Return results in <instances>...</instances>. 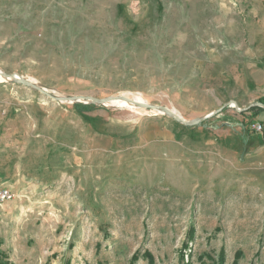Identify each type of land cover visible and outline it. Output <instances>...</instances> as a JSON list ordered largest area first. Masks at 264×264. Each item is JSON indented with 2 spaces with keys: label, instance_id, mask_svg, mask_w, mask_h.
Listing matches in <instances>:
<instances>
[{
  "label": "rangeland",
  "instance_id": "374dc122",
  "mask_svg": "<svg viewBox=\"0 0 264 264\" xmlns=\"http://www.w3.org/2000/svg\"><path fill=\"white\" fill-rule=\"evenodd\" d=\"M263 65L264 0H0L7 264H264Z\"/></svg>",
  "mask_w": 264,
  "mask_h": 264
},
{
  "label": "water",
  "instance_id": "95a60500",
  "mask_svg": "<svg viewBox=\"0 0 264 264\" xmlns=\"http://www.w3.org/2000/svg\"><path fill=\"white\" fill-rule=\"evenodd\" d=\"M0 76H2L4 78H7L8 80H15V81L20 82L21 84L29 85L30 87H33V88L37 89L38 91H41V92H43L45 94H48V91H46L44 88L36 85L32 81H29V80L24 79V78H22L20 76H17L16 74H6V73L0 71ZM114 100H124V101H128V102H131V103H136L135 102L136 100L134 98H130V97L123 96V95L122 96H117V97H109V98H105V99H98L97 101L99 103L105 104V103H110L111 101H114ZM139 104L142 105V106H144V107H148V108H154V109H159L160 108L157 105H150V104H147V103H144V102H141ZM255 105H258V106L264 108V105L262 103H260V102H256ZM162 110H164L165 113H167L168 115L174 117L180 123H183L185 125H195V124H198L203 119H205V118H207V117H209V116H211V115H213L215 113V112H213V113H211L209 115L204 116L203 118H200V119H197V120H194V121H186L184 118L178 116L173 110H171V109H169L167 107H163Z\"/></svg>",
  "mask_w": 264,
  "mask_h": 264
},
{
  "label": "trees",
  "instance_id": "16d2710c",
  "mask_svg": "<svg viewBox=\"0 0 264 264\" xmlns=\"http://www.w3.org/2000/svg\"><path fill=\"white\" fill-rule=\"evenodd\" d=\"M264 101V100H262ZM78 106L79 108L82 107L80 105H76ZM248 110H256L257 113L263 111V109H261L260 107H255L253 109H248ZM193 234H194V230L191 229L190 231H188V238L192 239L193 238ZM187 248V243H183L182 244V247L180 249V253H179V259L180 261H183L184 260V257H185V253L183 252L185 249ZM189 256V254H188ZM241 256V253L240 251H236L235 254H234V260H233V263L236 264L237 260L240 258ZM142 257H145L147 258L148 262L149 263H153V256L152 254L150 253V251L148 250H145L143 253H142ZM209 258V257H208ZM212 260L213 263H215V261L213 260V258H210ZM138 260V253L135 252L133 253V255L131 256L128 264H134L135 261ZM223 253L220 251L219 254H218V257H217V262L218 263H222L223 261ZM0 264H7V261L4 260V255L3 253L0 251ZM63 264H69L68 261H66L65 263ZM200 264H205L204 261H202V258H200Z\"/></svg>",
  "mask_w": 264,
  "mask_h": 264
},
{
  "label": "crops",
  "instance_id": "0c3cea01",
  "mask_svg": "<svg viewBox=\"0 0 264 264\" xmlns=\"http://www.w3.org/2000/svg\"><path fill=\"white\" fill-rule=\"evenodd\" d=\"M249 81L254 85L252 96L256 99L264 98V65L256 67L250 72Z\"/></svg>",
  "mask_w": 264,
  "mask_h": 264
},
{
  "label": "built area",
  "instance_id": "2783aa9c",
  "mask_svg": "<svg viewBox=\"0 0 264 264\" xmlns=\"http://www.w3.org/2000/svg\"><path fill=\"white\" fill-rule=\"evenodd\" d=\"M254 129L255 131L260 132L262 129V126L260 124L254 125ZM12 197H13V193L10 191V189L4 188V187L0 188V203L5 200L11 199Z\"/></svg>",
  "mask_w": 264,
  "mask_h": 264
},
{
  "label": "bare ground",
  "instance_id": "6f19581e",
  "mask_svg": "<svg viewBox=\"0 0 264 264\" xmlns=\"http://www.w3.org/2000/svg\"><path fill=\"white\" fill-rule=\"evenodd\" d=\"M0 78H2V76H0ZM133 98L136 100L135 101L136 103H131V102L124 101V100H114V101H111L110 103L113 104V105H116V106H135V107H139V105H140L139 103L142 102L141 98H139V97H133Z\"/></svg>",
  "mask_w": 264,
  "mask_h": 264
}]
</instances>
